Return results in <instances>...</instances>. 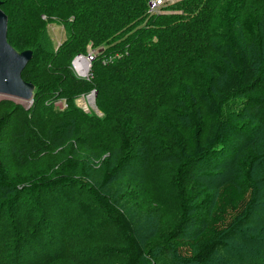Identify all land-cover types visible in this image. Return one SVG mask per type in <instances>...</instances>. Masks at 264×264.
Returning <instances> with one entry per match:
<instances>
[{
  "label": "trees",
  "instance_id": "1",
  "mask_svg": "<svg viewBox=\"0 0 264 264\" xmlns=\"http://www.w3.org/2000/svg\"><path fill=\"white\" fill-rule=\"evenodd\" d=\"M148 1H0L34 88L30 107L0 101V264H264V0H178L151 16ZM48 22L65 25L55 48ZM88 46L84 79L71 62ZM90 89L100 115L75 106ZM179 163L171 199L147 192V171ZM183 186L209 194L205 221ZM111 226L128 240L98 251Z\"/></svg>",
  "mask_w": 264,
  "mask_h": 264
},
{
  "label": "rangeland",
  "instance_id": "2",
  "mask_svg": "<svg viewBox=\"0 0 264 264\" xmlns=\"http://www.w3.org/2000/svg\"><path fill=\"white\" fill-rule=\"evenodd\" d=\"M168 1L166 0L165 4H167ZM174 1H176V0H172V2H174ZM147 3L149 5L151 3V0H149ZM47 33H48L49 38H51L50 40H51V43H52L54 48L57 47L60 43H62L67 38V33H66V30H65L64 23L48 22V24H47ZM27 51H29V50L25 49L23 51H20V52L16 51V52L22 53V52H27ZM78 56H82V55L78 54V55L74 56L75 58L73 59L74 67L72 65V68H73L74 74L77 77H79V78L90 79L89 78L90 74H91L90 66H91V63H92V58H90V57L86 56L85 54H83V56L86 57V59L85 58H83V59L86 61L88 66H87V69H86L85 66H81V71H79L78 68L75 67L76 66V61L78 59ZM214 58L215 59H219L221 57L217 55ZM81 72H83V73H81ZM20 76H21V72H20ZM190 78H191V80L188 82V84H193L195 82V79L194 78L192 79V77H190ZM185 81H187V76L185 77ZM21 84L26 89L30 88L29 82H27L25 80H24V83H22V81L20 80V85ZM33 90H34V88L32 89V92H33ZM2 99H14L17 102L23 103L26 107H30L32 105V103H29L30 98L26 100V99H22V98L16 97L15 95H10V94H5V93H1L0 92V101ZM95 99H96L95 91H94V89H90L87 92V94L80 95V96L76 97L75 100H74V103H75V106L77 108H79V109H81V110H83L85 112H88L90 114L100 115V112L96 108ZM54 106H55L56 111L63 110V108L66 107L65 99H57V100H55L54 101ZM250 122L248 124H250ZM247 125H245V126H247ZM74 143H75V141H74ZM244 144H246L245 141H244ZM60 148L61 147L57 148V150L60 149ZM81 148H83L82 152H85L87 150L85 147H81L80 146V149ZM57 150H55V153L57 152ZM10 152H12V149L10 150ZM243 152H244V147H237L234 155H236V153L239 154V155H242ZM55 153H54V155H55ZM44 154L47 155L48 152H46ZM249 154H251V153L249 152L247 155H249ZM105 156H106V153L104 152L102 154L101 158L103 159V158H105ZM231 156H233V155H231ZM8 157L10 159V155ZM94 158L92 160L93 162H96L97 159H99V157L95 158V160H94ZM46 162H47L46 164H48L49 161H46ZM180 168H181V164L180 163L177 166H175V167H165V166H163V164H158L156 166V168H154L153 170L147 171L146 173H149L148 178L152 179V181L148 185V189H147L148 191L147 192L152 194V196H154L155 198L158 196L159 193H161V191H159L160 188H163V191L165 192L166 184L169 185V181L170 180H174L176 172L180 171ZM42 170H43L42 167H38V169L34 170V171L32 170V171L21 172V173L18 171V175H14L16 173L12 174L10 180L14 181V183H16V184L23 185L24 183H26L25 182L26 180L30 179V176H32V174L34 172H43ZM9 174H10V172H9ZM37 178H39V177H37ZM177 180H178V178H177ZM180 181H183L184 183H186L187 180H185V178L183 177V178H181ZM183 188H184V193H185V198H186V206L188 208H190V212L191 213L193 212V214H195V215H197L199 217V220H201L200 217L202 215L203 220L205 221V217H207V213H205V211H207V210L205 208L204 203H206L208 198L210 197L209 194H203L201 197H195L194 191L193 192L190 191V190L189 191L188 190L185 191V186H183ZM207 191H209V190H207ZM171 194H172L171 190H166L165 195H164V197L166 196V199L164 201H167V199H171ZM152 196H147V197L148 198H152ZM161 199H162V197H161ZM171 201H172L173 204L175 203V201H173V200H171ZM196 205L203 207V209H201V211H200V213L202 212L201 215H199V212L198 213L195 212V209H198V208H196ZM177 209H178V207H176V210ZM260 210H261L260 214H262L264 210H262V209H260ZM187 222L188 223L190 222L191 224L195 223V225H199V222H196L195 218H192L191 221H187ZM195 225H193V226H195ZM187 231H188V233H191L190 230H187ZM119 236H120V238L123 239V241L128 240L127 235L126 234L123 235L122 231H121ZM119 236L117 235V228L114 229L111 226V239H112V241H104L103 243L99 244V246L97 245V247L99 248L98 251H102L103 249H105V250L106 249H111L112 250L114 248L119 247V246H117V244L115 242L116 239H119ZM228 255H230V254L228 253ZM221 256L224 257V255H221ZM47 262H49V264H52L51 260L47 261ZM53 264H74V263H72L70 261H66V260H59V261H57V262H55Z\"/></svg>",
  "mask_w": 264,
  "mask_h": 264
},
{
  "label": "water",
  "instance_id": "3",
  "mask_svg": "<svg viewBox=\"0 0 264 264\" xmlns=\"http://www.w3.org/2000/svg\"><path fill=\"white\" fill-rule=\"evenodd\" d=\"M7 17L0 9V92L22 99H29L33 92V86L26 89L20 85L24 81L20 72L29 61L31 53L29 51L18 53L8 43L6 39Z\"/></svg>",
  "mask_w": 264,
  "mask_h": 264
},
{
  "label": "bare ground",
  "instance_id": "4",
  "mask_svg": "<svg viewBox=\"0 0 264 264\" xmlns=\"http://www.w3.org/2000/svg\"><path fill=\"white\" fill-rule=\"evenodd\" d=\"M81 66H85L86 69H87L88 65H87L86 61L83 58H78L77 61H76V67L78 68L79 71H81ZM81 73H83V72H81Z\"/></svg>",
  "mask_w": 264,
  "mask_h": 264
},
{
  "label": "built area",
  "instance_id": "5",
  "mask_svg": "<svg viewBox=\"0 0 264 264\" xmlns=\"http://www.w3.org/2000/svg\"><path fill=\"white\" fill-rule=\"evenodd\" d=\"M78 58H82L81 56H78ZM75 63V62H74ZM73 67H74V64H73ZM76 67V66H75Z\"/></svg>",
  "mask_w": 264,
  "mask_h": 264
}]
</instances>
